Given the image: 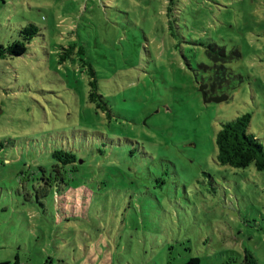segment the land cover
<instances>
[{"label": "rangeland", "instance_id": "1", "mask_svg": "<svg viewBox=\"0 0 264 264\" xmlns=\"http://www.w3.org/2000/svg\"><path fill=\"white\" fill-rule=\"evenodd\" d=\"M30 24L0 58V264H264V171L217 146L243 114L264 143V0H0V44ZM209 42L241 53L220 102Z\"/></svg>", "mask_w": 264, "mask_h": 264}, {"label": "trees", "instance_id": "2", "mask_svg": "<svg viewBox=\"0 0 264 264\" xmlns=\"http://www.w3.org/2000/svg\"><path fill=\"white\" fill-rule=\"evenodd\" d=\"M39 30V27L34 24L23 27L20 31L21 40L14 41L9 46L0 44V58L8 55H24L27 52V44L39 34ZM206 53L214 62L212 75L209 77L210 90L208 94L218 95L219 93H225L230 87L228 68L225 64L236 57H240L241 53L236 49L229 53L224 46L217 42H209L206 45ZM90 73L92 75L90 99L93 102L99 99L98 108L103 109V111H110L108 100L97 91L98 80L96 70L92 66ZM250 123L251 115L243 114L223 124L217 134L218 161L221 164L233 167H247L253 164L257 170L264 171V143L249 131ZM53 157L56 160L53 165V171L57 177L54 178L51 184L59 186L65 181L61 174L67 170H75L79 158L72 151L65 149L55 150ZM245 263L260 264L256 256L250 251L246 252ZM14 264H22L19 256H17ZM183 264H201V259L194 256Z\"/></svg>", "mask_w": 264, "mask_h": 264}, {"label": "water", "instance_id": "3", "mask_svg": "<svg viewBox=\"0 0 264 264\" xmlns=\"http://www.w3.org/2000/svg\"><path fill=\"white\" fill-rule=\"evenodd\" d=\"M206 89H207V87L203 88L202 90L204 92V96H205L207 102H209V101L220 102V101H223V100L228 98L227 94H220V95L218 94V95L209 96Z\"/></svg>", "mask_w": 264, "mask_h": 264}, {"label": "flooded vegetation", "instance_id": "4", "mask_svg": "<svg viewBox=\"0 0 264 264\" xmlns=\"http://www.w3.org/2000/svg\"><path fill=\"white\" fill-rule=\"evenodd\" d=\"M209 95V94H208Z\"/></svg>", "mask_w": 264, "mask_h": 264}]
</instances>
